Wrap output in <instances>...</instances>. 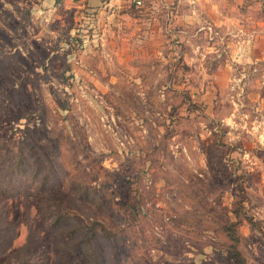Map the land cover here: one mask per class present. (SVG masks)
I'll return each mask as SVG.
<instances>
[{
    "label": "rangeland",
    "instance_id": "obj_1",
    "mask_svg": "<svg viewBox=\"0 0 264 264\" xmlns=\"http://www.w3.org/2000/svg\"><path fill=\"white\" fill-rule=\"evenodd\" d=\"M178 1L0 0V264H264V0Z\"/></svg>",
    "mask_w": 264,
    "mask_h": 264
},
{
    "label": "trees",
    "instance_id": "obj_2",
    "mask_svg": "<svg viewBox=\"0 0 264 264\" xmlns=\"http://www.w3.org/2000/svg\"><path fill=\"white\" fill-rule=\"evenodd\" d=\"M38 181L40 186H44L47 181L46 175L42 179L38 178V170L32 169L25 159L24 155L17 149L16 152L5 149L0 146V192L6 195L14 196L23 194V192L14 187L12 183L14 180H27ZM239 205L233 209V214L236 221L228 223L222 226L223 232L229 239L228 255L233 264H243L244 260L238 250V244L240 243V237L237 234L238 226L242 223V217L240 215ZM135 210V209H134ZM57 216L52 221V227L56 228L59 226L65 227L73 217H71L66 209L60 208ZM245 221L253 224L251 217L244 215ZM78 231H67V234H74L80 231V237L75 243L69 245L70 248L77 251L78 249L83 250L86 254L92 255L95 258L94 241L97 238H103L107 241H111L115 237V233L108 230L101 222L97 220H89L87 223L79 221ZM94 260V259H93Z\"/></svg>",
    "mask_w": 264,
    "mask_h": 264
},
{
    "label": "crops",
    "instance_id": "obj_3",
    "mask_svg": "<svg viewBox=\"0 0 264 264\" xmlns=\"http://www.w3.org/2000/svg\"><path fill=\"white\" fill-rule=\"evenodd\" d=\"M178 2L181 3V0ZM191 2L195 4L193 7L194 10L198 9L201 12V10L197 7V4H199V6L206 10L209 14L219 13L220 11H223L222 9L224 8L215 2V0H191Z\"/></svg>",
    "mask_w": 264,
    "mask_h": 264
}]
</instances>
